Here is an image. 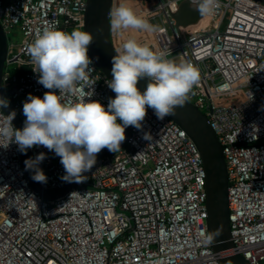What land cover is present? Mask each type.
Wrapping results in <instances>:
<instances>
[{
    "label": "built area",
    "instance_id": "built-area-1",
    "mask_svg": "<svg viewBox=\"0 0 264 264\" xmlns=\"http://www.w3.org/2000/svg\"><path fill=\"white\" fill-rule=\"evenodd\" d=\"M181 1L113 0V40L128 62L148 53L130 63L208 117L227 161L233 251L264 264V0H207L208 22L196 30L176 26ZM86 5L0 0L2 27L22 33L2 84L46 190L116 139L110 125L123 123L132 102L111 97L114 83L90 56ZM161 58L167 71L150 65ZM205 182L196 143L166 112L141 105L124 148L83 163L68 192L44 199L0 106V264H221Z\"/></svg>",
    "mask_w": 264,
    "mask_h": 264
},
{
    "label": "water",
    "instance_id": "water-1",
    "mask_svg": "<svg viewBox=\"0 0 264 264\" xmlns=\"http://www.w3.org/2000/svg\"><path fill=\"white\" fill-rule=\"evenodd\" d=\"M207 5V0L181 1L177 11L173 14L176 26L187 27L197 24L205 16ZM112 9L113 0H87L83 27L84 39L97 67L115 85L111 97L125 95L132 102L118 137L104 148L82 154L72 166L66 184L55 191L43 189L39 185L25 128L17 113L10 106L4 92L2 74L6 66L9 44L7 32L0 23V106L16 127L21 143L22 165L31 186L47 200L64 195L75 185L79 168L83 163L114 153L126 146L138 107L141 105L154 107L166 112L183 128L201 153L206 171L208 233L212 248L218 254L220 263L250 264L241 253L233 251L227 161L214 128L208 117L197 106L138 70L121 55L112 36Z\"/></svg>",
    "mask_w": 264,
    "mask_h": 264
},
{
    "label": "rangeland",
    "instance_id": "rangeland-1",
    "mask_svg": "<svg viewBox=\"0 0 264 264\" xmlns=\"http://www.w3.org/2000/svg\"><path fill=\"white\" fill-rule=\"evenodd\" d=\"M208 22V17L205 16L197 25L191 26L190 28H201L203 27L206 23ZM200 24V25H199ZM199 25V26H198ZM192 30V29H191ZM7 37H8V44L10 47H13L11 50V53L13 54L18 47V44L21 42L22 40V33L18 28H13L10 31L7 32ZM148 56L145 54V51H139L137 53H134L131 55V58L129 59V61L132 63L133 60H144L146 57ZM150 65L160 71H167L168 67L164 61V59H157V60H153L152 62H150ZM125 96V95H124ZM122 125L121 122H113L111 125V130L110 132L107 134V138L109 140H113L115 138L118 137V135L120 134L121 130H122Z\"/></svg>",
    "mask_w": 264,
    "mask_h": 264
},
{
    "label": "crops",
    "instance_id": "crops-1",
    "mask_svg": "<svg viewBox=\"0 0 264 264\" xmlns=\"http://www.w3.org/2000/svg\"><path fill=\"white\" fill-rule=\"evenodd\" d=\"M199 25H200V24H199ZM199 25H198V26H199ZM190 29H192V30H196V29H199V27H198V28H197V27H196V28H190ZM9 48H10L11 50H13V49H12L13 47H10V46H9ZM9 48H8V49H9Z\"/></svg>",
    "mask_w": 264,
    "mask_h": 264
},
{
    "label": "bare ground",
    "instance_id": "bare-ground-1",
    "mask_svg": "<svg viewBox=\"0 0 264 264\" xmlns=\"http://www.w3.org/2000/svg\"><path fill=\"white\" fill-rule=\"evenodd\" d=\"M203 18H204V17H203ZM203 18H202V19H203ZM202 19H201V20H202ZM201 20H200V21H201ZM200 21H199V22H200ZM199 22H198V23H199ZM198 23H197V24H198ZM197 24H196V25H197ZM193 26H194V25H193Z\"/></svg>",
    "mask_w": 264,
    "mask_h": 264
},
{
    "label": "trees",
    "instance_id": "trees-1",
    "mask_svg": "<svg viewBox=\"0 0 264 264\" xmlns=\"http://www.w3.org/2000/svg\"><path fill=\"white\" fill-rule=\"evenodd\" d=\"M112 125V124H111ZM111 125H110V130H111ZM110 130H109V132H110Z\"/></svg>",
    "mask_w": 264,
    "mask_h": 264
}]
</instances>
